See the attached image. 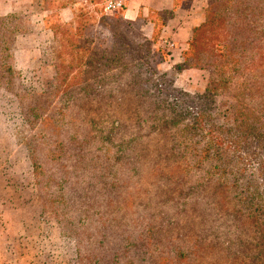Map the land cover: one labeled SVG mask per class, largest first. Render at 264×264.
<instances>
[{"label":"rangeland","instance_id":"obj_1","mask_svg":"<svg viewBox=\"0 0 264 264\" xmlns=\"http://www.w3.org/2000/svg\"><path fill=\"white\" fill-rule=\"evenodd\" d=\"M62 3L74 4L77 24L58 20ZM47 6L54 8L49 27L56 38L41 30L40 15L16 12L7 20L0 13V34L12 38L14 24L23 26L22 35L31 36L17 40L9 57L0 60V264H76L74 240L83 236L74 239L70 225L85 210L88 214L86 206L94 199L103 212L112 210L105 205L108 197L123 205L128 195L150 200L162 219L174 217V235H182L197 253L182 264H264V13L254 14L250 22L244 3L218 0L210 8L208 25L191 51L203 69L188 76L189 90L176 77L177 87L186 91L183 103L198 105L202 120L188 123L180 114L182 122L170 133L150 136L152 156L146 157L145 168L161 162L163 168L175 167L171 173L132 175L94 172L92 158L76 157V145L89 139V121L100 117L127 123L126 135L131 134L133 105L108 108L101 92L93 99L81 92L59 118L53 102L60 86L54 82L59 55L66 65L62 73H77V83L109 71L99 58L115 52L120 39L114 31L120 22L121 33L138 41L145 38L122 14L106 13L100 0H36L34 10ZM104 18L108 23H100ZM124 58L122 64L132 62ZM88 60H94L91 72L83 73L89 71L84 66ZM69 77L64 84L73 82ZM81 88L74 86L77 92ZM48 89L53 92L46 93ZM31 106L42 118L32 115ZM47 115L54 121L44 123ZM57 141L66 148L56 149L52 157L47 144ZM159 154L161 160H156ZM179 165L188 168L180 170ZM116 179L126 185L118 191L104 186ZM157 179L172 184L152 188ZM63 194L67 202L74 201L72 211L66 210Z\"/></svg>","mask_w":264,"mask_h":264},{"label":"trees","instance_id":"obj_2","mask_svg":"<svg viewBox=\"0 0 264 264\" xmlns=\"http://www.w3.org/2000/svg\"><path fill=\"white\" fill-rule=\"evenodd\" d=\"M226 1L232 3L233 6L244 3L242 11L250 15V22H253L254 14L264 13V0ZM217 2L218 0H209L204 23L195 29L189 47L184 52V61L175 66L172 73L164 72L160 68V64L168 60L170 55L168 51L156 43L162 30L161 23L156 28V35L153 40L138 41L120 32V27L124 24L120 22V27L117 30L114 28L116 37L120 39L117 40L113 47L115 52L112 55H102L99 58V62L101 60L107 70H110L91 76L88 80L81 83L76 82V79H78L77 73L71 70L65 74L62 73L61 70L65 69L66 65L62 56L59 55L56 63L58 72H56L54 84L60 86V91L55 94L53 102L54 108L58 110L59 118L60 116H65V113H67L65 111L69 110L77 94L81 92L90 95L91 99L101 92L103 94L101 98L107 97L108 108H120L126 104L133 105L134 130H132L131 134L126 135L129 127L127 123H123V121L118 119H112L109 122L105 121V119L99 120L100 117L89 121V139L78 140L80 147L77 145L76 147L80 149L79 151L77 150L78 152L76 151V157L80 160L88 158V156L92 158V165L96 167L93 169L94 172L141 175L147 171H153L154 173L162 172L161 174L164 175L165 173H171L175 169L174 166L172 169L163 168L164 163L161 162L158 165L154 164L145 168L146 161L149 159L146 157L152 156L148 150L152 141L150 136L153 132L156 134H163L166 131L170 133L177 124L182 122L180 114L185 115L186 122L190 121L188 123L192 121L200 123L202 120L203 112L198 105L183 103L182 96L186 91L177 87L176 77L185 69H203V65L195 62V57L192 56L191 51L194 50V44L198 41L199 32L208 25L210 8H213ZM126 9L127 6L122 11L109 14H122L125 18L124 12ZM17 15V13H12L4 19L10 20ZM107 21L108 18H104L100 23L105 24L108 23ZM125 22L130 25L133 24L126 18ZM73 23L74 25L77 24V20ZM162 23H165V21L163 20ZM22 27L12 25L11 31L14 33L12 38L5 36V33L0 34V40H2V44L0 43V60H5L6 55L9 57L10 53L8 52L14 50L17 37L23 31ZM56 35L57 32L55 31L54 38H56ZM7 37L8 39H6ZM251 44L254 45L252 41ZM127 56L132 59V62L122 64V62H125L124 57ZM93 63L94 60L85 61L84 66L89 71L83 73L91 72ZM6 66L8 67V65ZM97 67H101L100 64ZM11 68L9 66L7 70L11 71ZM69 76L73 82L64 84ZM63 85L67 86L61 89ZM79 85L82 88L78 93L74 90V86ZM51 90H46V93ZM181 108H184V113L180 110ZM30 109L34 117L37 119L42 118L35 106H31ZM69 115L71 116L70 113ZM51 121H54V118L49 115L44 117V123L49 124ZM108 122L109 124H105ZM45 137L50 140L47 136ZM168 138L169 142L173 143V137L172 139L171 137ZM48 140H45L44 143H49ZM158 142H162L161 139ZM55 144L54 142L51 145L47 144L50 146H47V152L52 157H54L53 154L56 153V149L65 151L66 148L59 141L55 142ZM85 145H87V148H85ZM91 153L93 154L91 155ZM169 154L172 155V158L175 157V153L169 152ZM180 154L184 157L187 155L185 151L180 152ZM160 156L159 154L155 159L161 160ZM164 162L167 164L168 161ZM178 168L186 170L188 167L187 165L184 167L179 165ZM162 182L172 184V181L157 179V182L150 183V185L153 188ZM124 185H126L125 182L117 179L114 182L104 184L107 188L116 189L117 191ZM183 187L192 189L191 185H184ZM146 196H148L147 193ZM62 199L67 205L66 210L72 211L74 201L68 200L69 202H67L66 194H63ZM186 199L187 197L183 199V202ZM97 205H101V203L94 199L92 203L86 206V209L89 208V215L86 213L87 210H85V214L80 216L78 221H74V224H71L68 229L73 232L74 239L77 237L76 234L80 233L83 236L77 237L76 240L69 236L75 242H73V246L78 258L76 264H182L189 257L192 258L194 256V250L196 249L190 245L186 246L182 235H174L172 230L174 217L162 219L157 214V211L152 210L156 206H153L150 200L128 195L123 202L124 207L122 204L115 202V199L110 196L106 199L105 205L111 207L112 210L102 212ZM73 214L70 215L71 221L74 220V217H71L74 216ZM113 235L114 237H112ZM111 237L112 240L110 239ZM68 240L72 241L71 239Z\"/></svg>","mask_w":264,"mask_h":264},{"label":"crops","instance_id":"obj_3","mask_svg":"<svg viewBox=\"0 0 264 264\" xmlns=\"http://www.w3.org/2000/svg\"><path fill=\"white\" fill-rule=\"evenodd\" d=\"M36 0H0V13L8 15L16 12L40 15L39 27L46 32L54 33L49 27V19L54 14V8L47 6L41 11L34 10ZM209 0H129L127 9L124 12L126 20L138 25V32L142 39L153 40L156 35V28L161 23L162 30L157 40V45L168 51V60L160 64L164 72H172L175 66L184 61V52L188 49L194 31L205 21V13ZM37 12V13H36ZM58 20L63 23H73L75 21V6L73 3H62L57 13ZM165 23H162V21ZM22 33L21 38L30 39L31 36ZM169 43H173L172 46ZM198 70L189 68L179 73V80L183 78V83L189 90L186 83ZM190 81V80H189Z\"/></svg>","mask_w":264,"mask_h":264},{"label":"built area","instance_id":"obj_4","mask_svg":"<svg viewBox=\"0 0 264 264\" xmlns=\"http://www.w3.org/2000/svg\"><path fill=\"white\" fill-rule=\"evenodd\" d=\"M104 10L108 13H115L125 9L129 0H100ZM170 46L173 43H169Z\"/></svg>","mask_w":264,"mask_h":264}]
</instances>
